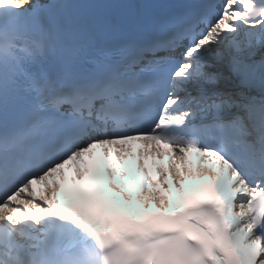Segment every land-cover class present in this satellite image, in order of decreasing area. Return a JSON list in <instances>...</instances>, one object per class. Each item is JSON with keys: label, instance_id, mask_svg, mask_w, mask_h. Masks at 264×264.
Here are the masks:
<instances>
[{"label": "snow or ice", "instance_id": "snow-or-ice-1", "mask_svg": "<svg viewBox=\"0 0 264 264\" xmlns=\"http://www.w3.org/2000/svg\"><path fill=\"white\" fill-rule=\"evenodd\" d=\"M0 264H264V0H0Z\"/></svg>", "mask_w": 264, "mask_h": 264}, {"label": "bare ground", "instance_id": "bare-ground-1", "mask_svg": "<svg viewBox=\"0 0 264 264\" xmlns=\"http://www.w3.org/2000/svg\"><path fill=\"white\" fill-rule=\"evenodd\" d=\"M256 58L259 59V56H257Z\"/></svg>", "mask_w": 264, "mask_h": 264}]
</instances>
